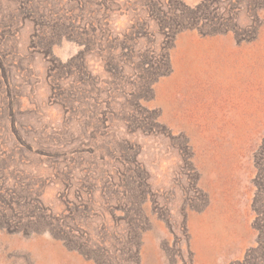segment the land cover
<instances>
[{
	"label": "rangeland",
	"instance_id": "obj_1",
	"mask_svg": "<svg viewBox=\"0 0 264 264\" xmlns=\"http://www.w3.org/2000/svg\"><path fill=\"white\" fill-rule=\"evenodd\" d=\"M0 264H264V0H0Z\"/></svg>",
	"mask_w": 264,
	"mask_h": 264
},
{
	"label": "trees",
	"instance_id": "obj_2",
	"mask_svg": "<svg viewBox=\"0 0 264 264\" xmlns=\"http://www.w3.org/2000/svg\"><path fill=\"white\" fill-rule=\"evenodd\" d=\"M170 2H174V3H176V0H169ZM183 17H185V14H183ZM184 20V19H183ZM195 28V27H194ZM216 33V32H215ZM205 34H207V33H205ZM164 36L166 37V38H168V39H172L173 37H174V34H171V33H168L167 35L166 34H164ZM165 67L168 69L169 68V58H168V56H166L165 57ZM150 74H153V73H150ZM165 74V73H164ZM154 84V83H153ZM153 84H152V86H153ZM149 86V88H150V83L147 85V87ZM150 90V89H149ZM260 246H261V243H260Z\"/></svg>",
	"mask_w": 264,
	"mask_h": 264
}]
</instances>
